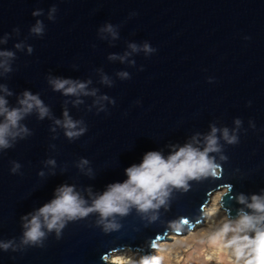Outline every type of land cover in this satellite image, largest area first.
<instances>
[{
    "label": "water",
    "instance_id": "95a60500",
    "mask_svg": "<svg viewBox=\"0 0 264 264\" xmlns=\"http://www.w3.org/2000/svg\"><path fill=\"white\" fill-rule=\"evenodd\" d=\"M37 21L42 35L31 32ZM108 23L115 38L100 32ZM5 37L0 50L15 53L12 71L0 69V84L12 92L9 107H18L27 90L49 115L39 119L33 111L21 121L30 134L0 149V241L13 242L0 248V264H106L117 250L148 255L153 242L168 240L170 222L188 220L180 233L200 223L215 191L224 190L220 207L231 218L245 207L235 196L264 193V0H0V40ZM145 42L155 51L146 53ZM50 77L90 81L87 90L96 95H64ZM65 110L82 121L78 128L86 127L75 139L55 123ZM212 126L221 146L209 154L218 175L189 181L188 191L173 189L156 219L132 207L115 216L118 229L105 232L94 212L67 221L59 238L45 227L43 247L21 243L22 217L31 219L61 185L74 186L90 205L107 185L126 180L125 169L147 151L167 157L172 146L186 143L202 150ZM224 128L237 144L224 140ZM13 162L20 165L15 173Z\"/></svg>",
    "mask_w": 264,
    "mask_h": 264
},
{
    "label": "clouds",
    "instance_id": "9594fccd",
    "mask_svg": "<svg viewBox=\"0 0 264 264\" xmlns=\"http://www.w3.org/2000/svg\"><path fill=\"white\" fill-rule=\"evenodd\" d=\"M55 11V7L50 10L49 19H54L52 13ZM40 14L41 10L33 12V15ZM31 32L42 35V22L37 21L31 28ZM100 32L110 33L113 38L117 36L114 26L110 23L105 24ZM6 42L7 37L0 40V43ZM15 47L19 49L23 45L16 44ZM129 47L133 51L138 50L136 44H130ZM143 50L146 53L155 51L147 42L144 43ZM28 51L31 53L32 48L29 47ZM14 58V52L0 50V69H3L4 73L12 71L10 61ZM124 58L120 57L121 60ZM118 75L122 78L129 76L127 72H120ZM103 82L110 83L106 76L103 77ZM49 83L55 91H62L64 95L77 97L81 94L96 95L95 90L91 92L87 90V84L90 81L81 82L50 77ZM0 92L5 94L0 95V117L3 118L0 120V149H7L13 146V142L18 137L23 139L30 134L27 126L21 123L26 116L36 111L38 118L43 119L49 115V109L38 95L27 90L18 98V107H9L6 96H11L12 92L3 84H0ZM106 99H108L106 96L100 97L95 103ZM73 103L79 104L82 101L77 99ZM101 110H103L102 105ZM63 115V121L57 119L55 123L65 129V135L69 139H75L86 131V127L78 128L82 121H74L66 110ZM235 123L239 126L241 121L237 119ZM217 131L218 129L212 126L211 132L204 137L205 146L202 150L194 147L192 143H186L178 148L172 146L176 150L167 157L160 151H147L139 164L134 163L125 169L126 180L107 185L106 190L96 195L90 205L74 190V186L61 185L55 190V197L50 202L45 203L34 214H29L31 219L28 216L22 217L25 223L21 243L43 247V241L46 238L43 230L45 227L48 232L55 230L59 238L67 221L84 218L94 212L99 214L100 219L97 224H102L105 232L118 229L120 225L116 223L115 216L127 215L132 207L141 213L152 211L153 215L150 219H156V212L161 206H167L173 189L188 191L189 181L218 175L220 165L209 155L221 151ZM222 134L229 144L239 142L238 137L230 135L227 128L223 129ZM193 140H196V137H193ZM221 159L228 158L222 155ZM48 163L54 164V161L49 160ZM86 164L88 161L82 159L79 166L83 168ZM19 168V163L13 162L11 171L15 173ZM89 172H91L90 169ZM234 199L245 207L237 210L234 219L231 218L230 212L226 213L223 222L210 233L209 240L227 248L233 257V264H264V193H254L250 198L241 193ZM188 223L187 219L180 218L170 222V228L173 232L180 233ZM10 247H13L12 241H0V248L3 250L7 251ZM150 247L156 249L157 244L153 242ZM128 264H161V258L156 255H144L138 261L129 259Z\"/></svg>",
    "mask_w": 264,
    "mask_h": 264
},
{
    "label": "rangeland",
    "instance_id": "374dc122",
    "mask_svg": "<svg viewBox=\"0 0 264 264\" xmlns=\"http://www.w3.org/2000/svg\"><path fill=\"white\" fill-rule=\"evenodd\" d=\"M223 211L218 205L214 217L207 224L208 226H204L200 222L198 223L200 227L193 233H189L188 230L178 234L169 233L166 236L168 240L158 241L165 242V244L162 247L157 246L148 255L159 256L161 264H233V257L229 250L222 244L212 243L209 240L210 233L218 228L225 218L222 214ZM173 234L181 238L169 239V235ZM115 252L124 251L117 250Z\"/></svg>",
    "mask_w": 264,
    "mask_h": 264
},
{
    "label": "bare ground",
    "instance_id": "6f19581e",
    "mask_svg": "<svg viewBox=\"0 0 264 264\" xmlns=\"http://www.w3.org/2000/svg\"><path fill=\"white\" fill-rule=\"evenodd\" d=\"M224 193V190H217L215 191L209 198V203L206 204L202 210V217L201 223L202 225L206 226L208 222L214 217L216 210L218 209V205H220V197ZM221 208V207H220ZM225 217L226 212L223 211L222 213ZM234 219V218H233ZM212 222V221H211ZM208 226V225H207ZM200 227L199 224H194L191 228H187L189 233L195 232ZM186 230V231H187ZM168 236V235H167ZM181 237H176V235H169V239L176 240ZM165 242H157L158 247H162ZM169 244V243H168ZM154 249H150L149 253L152 252ZM124 252H115L111 253V255L105 260L106 264H128L129 259L138 261L141 257L142 252L131 251L130 250H123ZM148 253V254H149Z\"/></svg>",
    "mask_w": 264,
    "mask_h": 264
}]
</instances>
